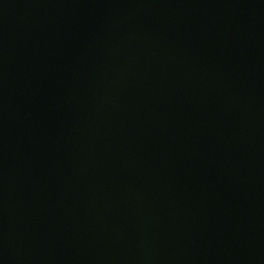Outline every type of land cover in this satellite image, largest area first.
<instances>
[{"label": "water", "instance_id": "obj_1", "mask_svg": "<svg viewBox=\"0 0 264 264\" xmlns=\"http://www.w3.org/2000/svg\"><path fill=\"white\" fill-rule=\"evenodd\" d=\"M0 264H264V0H0Z\"/></svg>", "mask_w": 264, "mask_h": 264}]
</instances>
